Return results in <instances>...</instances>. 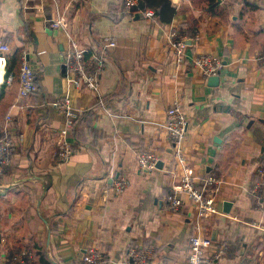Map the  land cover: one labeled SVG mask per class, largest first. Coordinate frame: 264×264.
<instances>
[{"label":"crops","instance_id":"crops-1","mask_svg":"<svg viewBox=\"0 0 264 264\" xmlns=\"http://www.w3.org/2000/svg\"><path fill=\"white\" fill-rule=\"evenodd\" d=\"M172 4L174 17L163 22L125 13L122 0H0V44L9 47L0 51V122L11 115L13 141L0 174V264L16 253L30 264H83L93 245L104 264H136L132 249L150 251L146 264H188L196 211L188 198L177 211L166 201L182 177L162 126L174 102L188 121L185 164L193 176L220 179L219 213L203 223L213 241L205 255L226 241L214 264H264V180L262 198L250 191L264 162V0ZM60 17L66 28L52 25ZM172 29L185 37L180 57ZM69 35L87 56L104 53L98 91L76 87L67 72ZM198 53L222 59L217 85L193 67ZM23 59L37 82L26 97L18 90ZM58 98L69 99L78 120L68 133L74 151L56 165L67 117ZM144 150L160 167L138 168ZM116 177L128 179L122 192L112 187Z\"/></svg>","mask_w":264,"mask_h":264},{"label":"built area","instance_id":"built-area-1","mask_svg":"<svg viewBox=\"0 0 264 264\" xmlns=\"http://www.w3.org/2000/svg\"><path fill=\"white\" fill-rule=\"evenodd\" d=\"M80 1V0H67ZM141 0H123L125 13L131 14L142 12L148 17H155L150 9H142ZM53 26L67 27L66 20L60 17L52 21ZM169 45L178 57L185 52V37L176 29H172L169 34ZM108 45L114 46L115 42L110 40ZM9 47L5 43L0 44V51H8ZM88 51L82 48L78 41L72 35H69V43L63 51V61L67 72L74 77L76 87H86L98 91L99 78L104 67V53L95 50ZM264 55V53H263ZM261 58V57H260ZM192 65L198 68L204 76L218 74L223 69L222 59L217 55L207 53H198L195 55ZM11 77H8L10 81ZM37 89L35 72L28 60L23 59L19 71V95L22 97L33 94ZM54 106L61 112H65L66 120L64 127L59 132L58 147L55 154V163L59 165L67 161L73 151L74 142L68 137L69 129L73 126L72 117L74 115L71 110L68 98H58L54 102ZM11 115H6L4 121L0 122V174L3 173L5 166L10 164L13 149V141L8 135V125ZM187 124L185 112L182 105L178 102L172 103L166 111V118L162 126L167 131L169 138L173 142V157L182 168V177L180 182L174 184L166 195L167 207L170 210L177 211L184 200L188 198L193 204L196 215L194 218L193 233L189 238V251L187 256L188 264H214L213 259L222 256L228 248L226 241L217 243V247L212 256L205 255L207 249L213 246V241L204 227V221L219 213L216 202V186L220 179L213 174L204 176H193L185 164V158L182 154V146L187 133ZM138 168L141 171L152 170L156 167L158 157L150 151H139L137 153ZM259 180L251 187L252 194L257 199L263 197L261 194L262 183L264 180V162L256 169ZM112 187L122 192L128 185V179L116 177L112 181ZM150 251H139L132 249L131 257L136 264H146ZM31 256L27 253H16L10 257L7 264H30ZM83 264H104V253L97 246H92L86 250L82 257Z\"/></svg>","mask_w":264,"mask_h":264},{"label":"trees","instance_id":"trees-1","mask_svg":"<svg viewBox=\"0 0 264 264\" xmlns=\"http://www.w3.org/2000/svg\"><path fill=\"white\" fill-rule=\"evenodd\" d=\"M213 1L215 0H209V3ZM140 6L142 9L152 10L154 15L159 16L163 22H170L176 12V9L172 4V0H141ZM122 7H124L123 0ZM77 120L78 119L74 121L72 128H74Z\"/></svg>","mask_w":264,"mask_h":264},{"label":"water","instance_id":"water-1","mask_svg":"<svg viewBox=\"0 0 264 264\" xmlns=\"http://www.w3.org/2000/svg\"><path fill=\"white\" fill-rule=\"evenodd\" d=\"M141 15H142V12L141 13L139 12V13H136L135 14L136 18L137 17H141ZM219 80H220L219 73L218 74H213V75H211V76L208 77V83H209V85H217L219 83ZM161 164H162V162L161 161H158L156 163V167H160ZM224 205H225V208H226L230 204H229V202H224Z\"/></svg>","mask_w":264,"mask_h":264}]
</instances>
